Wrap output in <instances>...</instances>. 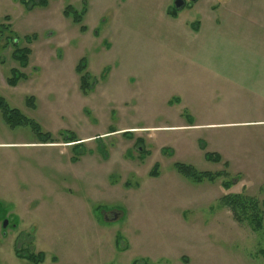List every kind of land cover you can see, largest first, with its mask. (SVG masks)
<instances>
[{
	"label": "rangeland",
	"instance_id": "374dc122",
	"mask_svg": "<svg viewBox=\"0 0 264 264\" xmlns=\"http://www.w3.org/2000/svg\"><path fill=\"white\" fill-rule=\"evenodd\" d=\"M37 1L0 0V24L8 29L0 39V97L54 141L35 145L39 138L29 126L11 130L0 113V264H26L17 250L43 253L42 264H176L172 258L185 252L177 219H213L218 211H208L203 203L207 197V202H218L222 181L233 184L225 194L235 191L264 201V186L243 190L242 180L222 160L215 165L183 154V148L173 153V137L184 130L172 129L154 112L159 104L170 108L163 101L174 91L175 78L184 75L187 33L175 34L174 25H168L172 15L160 14L169 5V11L175 10V0L161 7L151 0H46L45 7ZM225 2L218 0L215 12L207 14H223L224 7L226 14H264V0H246L234 8L229 7L232 1ZM184 3L182 10H175L182 11L176 21L195 23L200 7L190 0ZM68 6L84 14V33L63 16ZM8 31L16 35V45L6 39ZM16 48L31 50L27 69L12 59ZM46 58L70 62L72 70L83 58L95 87L85 96L79 83L70 84L66 76L63 92L59 86L51 95L42 92L53 66L44 64ZM11 69L27 80L8 87ZM137 70L144 74L137 76ZM124 79L128 81L120 98L109 99ZM130 90L138 98L145 94L147 112L138 108L137 97L123 103ZM27 97L34 98L35 111L27 107ZM173 109L183 112L182 106ZM60 130L75 135L80 145L66 143ZM175 163L200 172L223 171L228 177L212 183L208 196L197 185L192 202H185L175 181H188L175 172ZM155 164L159 176L151 178ZM180 206L186 212L175 208ZM262 251L264 228L250 230L241 252L262 264Z\"/></svg>",
	"mask_w": 264,
	"mask_h": 264
},
{
	"label": "crops",
	"instance_id": "0c3cea01",
	"mask_svg": "<svg viewBox=\"0 0 264 264\" xmlns=\"http://www.w3.org/2000/svg\"><path fill=\"white\" fill-rule=\"evenodd\" d=\"M151 1L157 2L156 5L161 7L162 4L173 0ZM217 1L193 2V6L200 7L199 14H201L195 23L187 20L176 21L178 19L176 14H182V11L179 13L169 11L170 5L160 13L164 14V17L175 14L170 17L168 25H174L175 34L187 33V59L186 62L184 61V75L175 78L174 91L169 90L168 98L163 101L165 104L169 101L167 105L170 108L161 109V104L156 105L153 102L156 105L154 108L157 109L154 112L159 117L165 118L172 129L184 130L182 136L173 137L175 142L172 141L170 144L173 153L177 154L180 148H183V154L187 152L197 159L204 158L205 152L216 154L227 166L228 171L242 180L240 182L243 190H248L249 187L264 186V14L245 12L226 14L229 11H226L225 7L222 8L223 14H207V12H215L216 6L213 4ZM231 1L229 7L233 5L234 8L246 0H226V2ZM178 22L180 26L176 25ZM49 63L53 64L52 69L46 72L50 84L44 87L42 92L48 90L49 94L53 93L57 86L61 87L60 91L63 92L65 88L63 81L67 76L70 84L79 83V91L82 93L79 75L75 70L79 62L73 70L74 64L65 63L64 60L46 58L44 64L50 65ZM28 66L29 64L25 69ZM37 68L34 70L39 72L40 65ZM89 70L87 68L90 74ZM137 72V76L144 74L139 70ZM127 81L128 79H124L120 82L121 87L116 90L117 92L114 91L116 94L109 95V99H113L115 95L116 99L120 98L124 92L123 84L126 85ZM142 95L138 98L137 91L130 90L127 91V98L121 100L123 103H129L137 97L138 108L144 114L147 110L145 94ZM38 101L40 109L43 108V101L40 102V98ZM181 106L183 112L173 109ZM121 114L127 113L122 110ZM125 129L133 128L128 126ZM35 145L44 146L39 143ZM188 182L177 179L175 181L176 187L184 193L182 196L185 202H192L194 191L200 188H205L208 193L205 191L204 196H208L212 183L205 182L206 186H201L205 183L198 184L200 186L198 188L196 184ZM221 191V196H224V189L221 188ZM232 194L241 193L233 191ZM206 199L204 206L209 209L208 211L217 210L218 214H214L210 221L177 219L182 226L180 233L184 238L181 237L182 235L180 238L184 239L185 252L176 253L172 258L174 262L176 264H255L241 252V241L250 235L251 229L234 220L229 209L219 204L220 199L218 202H215L214 198L210 202ZM175 208L185 211L182 206ZM260 256L263 257L262 264H264V251Z\"/></svg>",
	"mask_w": 264,
	"mask_h": 264
},
{
	"label": "trees",
	"instance_id": "16d2710c",
	"mask_svg": "<svg viewBox=\"0 0 264 264\" xmlns=\"http://www.w3.org/2000/svg\"><path fill=\"white\" fill-rule=\"evenodd\" d=\"M38 5L45 7L47 5L46 0H38L36 2ZM33 5L30 6V9L33 8ZM173 12H176L173 10ZM175 16V14H171ZM63 16L72 20V22L79 26L80 32L84 33L86 31L85 26L83 25V16L84 14H79L71 6H68L63 11ZM8 29L0 24V39L3 37L4 33ZM9 32V31H8ZM10 37H7L8 42L11 41L13 45H16V35L12 32ZM12 53V59L16 61L20 66V68L25 69L28 65V56L30 55V49L23 48V49H14ZM76 73L79 75L80 80V90L83 95L89 94L91 90L95 87L92 85L93 79L91 75L87 72L86 64L84 60H80L76 66ZM27 77L25 74L21 73L17 69H12L10 71V77L7 79L6 83L9 87H15L20 81L26 80ZM94 84V83H93ZM33 97L26 98V105L29 109L35 108ZM0 113L3 122L5 125L14 130L19 127H26L29 126L31 130L38 136L39 144H52L54 143L52 136L49 133H42L40 126L33 120L25 117L20 111L17 109H12L6 103V101L0 97ZM126 134V133H125ZM124 134V135H125ZM63 140L66 143H71L74 145L79 142L75 135L70 134L69 132H64L61 134ZM139 144H142L143 141L137 140ZM203 149V147H202ZM105 156V155H104ZM204 159L207 162L218 164L221 162V158L212 153L205 152ZM74 159L73 161H76ZM158 165L155 164L152 168V171L149 173L151 178H157L159 176L158 172ZM175 172L180 175L182 178L188 180L193 184H202L205 182L214 183L216 180L221 179L224 177H228V174L225 172H200L194 167L190 165H185L181 163H175L173 166ZM232 182L225 180L221 182V186L224 190H229ZM233 185V184H232ZM219 204L222 207L228 208L229 211L232 213V217L234 220L239 222L240 224L247 225L253 232H260L263 228V220H264V201H259L256 197L247 196L243 193L241 194H232L228 193L225 194L223 197L220 198ZM16 256L26 262V264H42L44 261V254L38 253H25L22 254L19 250L16 251Z\"/></svg>",
	"mask_w": 264,
	"mask_h": 264
},
{
	"label": "water",
	"instance_id": "95a60500",
	"mask_svg": "<svg viewBox=\"0 0 264 264\" xmlns=\"http://www.w3.org/2000/svg\"><path fill=\"white\" fill-rule=\"evenodd\" d=\"M191 2H196V0H190ZM174 9L176 11H180L182 10V8L184 7V0H175L174 2ZM7 226V222H4V225H3V229H5Z\"/></svg>",
	"mask_w": 264,
	"mask_h": 264
},
{
	"label": "flooded vegetation",
	"instance_id": "af4514ba",
	"mask_svg": "<svg viewBox=\"0 0 264 264\" xmlns=\"http://www.w3.org/2000/svg\"><path fill=\"white\" fill-rule=\"evenodd\" d=\"M184 5H185V3H184Z\"/></svg>",
	"mask_w": 264,
	"mask_h": 264
}]
</instances>
